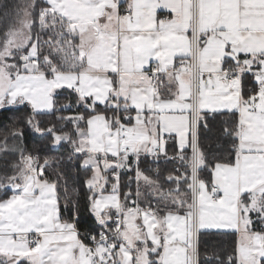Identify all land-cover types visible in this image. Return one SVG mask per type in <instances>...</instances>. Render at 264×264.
<instances>
[{
	"label": "snow or ice",
	"instance_id": "obj_1",
	"mask_svg": "<svg viewBox=\"0 0 264 264\" xmlns=\"http://www.w3.org/2000/svg\"><path fill=\"white\" fill-rule=\"evenodd\" d=\"M0 122V264H264V0H0Z\"/></svg>",
	"mask_w": 264,
	"mask_h": 264
},
{
	"label": "trees",
	"instance_id": "obj_2",
	"mask_svg": "<svg viewBox=\"0 0 264 264\" xmlns=\"http://www.w3.org/2000/svg\"><path fill=\"white\" fill-rule=\"evenodd\" d=\"M68 99V93L67 92H64L62 95L58 96L57 97V101H58V104H63L67 101ZM26 111V109H24L23 107L19 108L18 110V113L17 114H21V113H24ZM56 115H68V112H62V113H56V114H53L52 116H44V117H37L38 119H43L46 123L44 124V126H47V122L48 121H51L53 123H56V120H55V117ZM220 117H217V120H219ZM7 122H0V139L3 138V135L5 134V132L8 131V129L5 127ZM72 126L69 124L67 127H65L63 129V131L67 132L69 131V129L71 128ZM211 135V134H209ZM202 141L205 145H207L208 143V139L203 137L202 136ZM49 143V140L47 137H40V136H37L35 134H31V133H26V144H27V148L28 150H33V147L34 146H37L39 148H41V156H44V155H53V156H59V155H67L68 154V151H69V148L70 146L67 144V143H62L60 145V148H59V151L58 152H46L44 151V148L45 146ZM213 151H215V146L213 147L212 149ZM147 162H144L141 164V167L142 168H147ZM153 167H155V165H153ZM161 167L164 169V174H166V172L168 170H171V168L173 167L172 164H168L166 167L163 165V163H161ZM129 175H131V173H129ZM149 175H152V173H149ZM84 178V174L81 173V180ZM127 177L125 176V179ZM71 187V185H70ZM165 187H167V185H165ZM133 188H135V185L133 184ZM81 198H82V202H83V197L86 196V193L81 190ZM82 216H83V213H82ZM84 223H91L90 220H85L83 223H82V226H81V231H83V226H84ZM206 239V238H205ZM234 242H235V236H228V237H219V236H215V237H212L211 238V241L209 243V248L211 249V247L213 245L215 246H220L221 244L224 246V247H227L228 249H231L233 246H234ZM203 248H204V245L202 243L201 245V250L203 252Z\"/></svg>",
	"mask_w": 264,
	"mask_h": 264
}]
</instances>
